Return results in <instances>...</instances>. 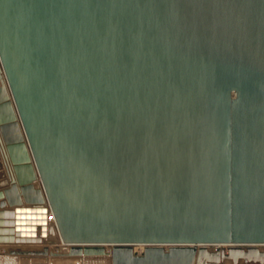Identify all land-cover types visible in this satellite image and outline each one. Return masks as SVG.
<instances>
[{
	"label": "water",
	"instance_id": "95a60500",
	"mask_svg": "<svg viewBox=\"0 0 264 264\" xmlns=\"http://www.w3.org/2000/svg\"><path fill=\"white\" fill-rule=\"evenodd\" d=\"M0 245L264 264V0H0Z\"/></svg>",
	"mask_w": 264,
	"mask_h": 264
},
{
	"label": "bare ground",
	"instance_id": "6f19581e",
	"mask_svg": "<svg viewBox=\"0 0 264 264\" xmlns=\"http://www.w3.org/2000/svg\"><path fill=\"white\" fill-rule=\"evenodd\" d=\"M38 184H39V181H36V185H38ZM52 231H54L53 228H52ZM54 239L56 241H58V244L55 247H51L52 249L60 251L62 253H66L69 251V248H70L69 245L64 244L61 241H59V238L57 236H55ZM139 245L144 246V249H145V247H147L146 245H143V244H139ZM134 246H136V245H132L133 248H134ZM105 247L108 251L111 250V245H106ZM2 248H3V246L0 245L1 250H2ZM15 259L28 260V261H31L33 264L36 262H40V261L44 262V263H46V261H47V263L52 262V264H54V263L55 264H72L73 263V262L71 263L72 259H76L77 261H80V262L83 261L84 264H93L91 261H97L98 262L97 264H111V262L109 261V259L107 257H98L97 259H90L91 261H89L88 259L86 260L84 257H82V258L81 257H68L65 255L64 256H58V257L49 256V257H45V258H34V257L25 258V257H20V256H18V257L17 256H7V255H3L0 253V262L4 261V262L12 263V261L15 262ZM225 264H231V263L229 260H227L225 262Z\"/></svg>",
	"mask_w": 264,
	"mask_h": 264
},
{
	"label": "rangeland",
	"instance_id": "374dc122",
	"mask_svg": "<svg viewBox=\"0 0 264 264\" xmlns=\"http://www.w3.org/2000/svg\"><path fill=\"white\" fill-rule=\"evenodd\" d=\"M133 250H134V252L136 253V254H142L143 253V250H144V246H141V245H136V246H134V248H133ZM74 263V264H84V262L82 261V262H80V261H77L76 259H72L71 260V263ZM93 264H97L98 262L97 261H91ZM33 264L31 261H28V260H23V259H15V262L14 261H12V263H8V262H0V264ZM72 263V264H73ZM231 263V262H230ZM34 264H52V262H49V263H47V261H46V263H44V262H36V263H34ZM55 264V263H54Z\"/></svg>",
	"mask_w": 264,
	"mask_h": 264
}]
</instances>
